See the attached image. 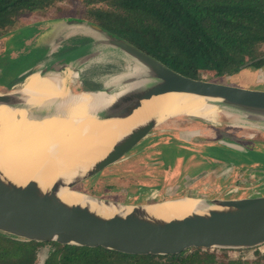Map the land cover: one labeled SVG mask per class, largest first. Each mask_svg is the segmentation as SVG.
I'll return each instance as SVG.
<instances>
[{"label":"water","instance_id":"obj_1","mask_svg":"<svg viewBox=\"0 0 264 264\" xmlns=\"http://www.w3.org/2000/svg\"><path fill=\"white\" fill-rule=\"evenodd\" d=\"M61 27L64 31L59 33L56 41L64 40L73 32L85 31L95 37L93 45L99 46L64 62H50L51 70L57 76H61L65 68L78 75L86 63L97 61L107 54L126 57L133 63L131 72L115 77L110 87L102 92L107 94L120 89L107 108L94 111L93 114L101 119H125L153 97L181 93L229 106L244 122L264 123L263 86L184 76L125 39L85 19L58 18L53 22L51 36ZM261 59H264V54L242 64L240 69ZM33 70H28L21 77H27ZM61 77L68 78L65 74ZM69 93L70 100L74 95L70 90ZM1 104L32 107V117L35 115L40 119L63 112L56 106L35 103L21 92L0 93ZM181 115L186 114L164 119L155 114L147 116L131 126L132 131L125 141L96 157L84 170L69 178L57 175L46 185L34 177L19 182L0 168V233L21 240L103 247L132 255H170L191 247L243 249L264 244V194L233 198L183 196L152 203H123L91 194L79 187L94 182L112 168L133 158L160 127ZM216 141L218 146L227 150L237 153L247 151L240 143L224 139ZM64 189L85 197V201L64 200L61 197ZM185 198L196 201L189 211L165 216L157 213L165 203Z\"/></svg>","mask_w":264,"mask_h":264},{"label":"trees","instance_id":"obj_2","mask_svg":"<svg viewBox=\"0 0 264 264\" xmlns=\"http://www.w3.org/2000/svg\"><path fill=\"white\" fill-rule=\"evenodd\" d=\"M67 1L69 0H0V37L15 29L24 16L49 10ZM81 2L83 6L75 12L76 16L101 26L168 68L193 79L219 81L224 76L240 70L242 64L264 54V0H82ZM263 62L264 59L258 60L252 66L260 67ZM200 73H203L205 78ZM218 131L221 132L220 129ZM256 146L254 159L232 161L235 169L243 171L245 178L249 170L254 171L255 174L264 173L262 161L264 145L256 144ZM203 147L204 151L194 150L190 144L180 143L173 148L171 153L173 155L168 153L162 155L158 152L155 154L160 158L156 159L157 162H153L154 155H150L152 158L142 161L144 164H139L142 169L130 172L132 175L143 177L145 182L154 183L159 196L162 195L163 187L172 180L183 195L188 194L187 190H194L195 194H198L197 188L206 183L207 192H210L211 168L226 159L219 155L220 153H217L220 157L215 154L209 156L205 150L210 146ZM181 149H186L187 152ZM177 157L181 158L179 169L176 176L168 182L164 172L175 165ZM154 163L159 165L154 167L151 165ZM192 168H196L195 172ZM202 171L207 175L202 176ZM232 178V174L226 180L216 178L218 187L223 192H227L232 188L230 184ZM240 179L241 176L234 177V180L240 181ZM105 186L108 192L114 191V184ZM126 188L137 191V183L128 182ZM260 189H262L260 193H264V187ZM238 192H232L230 189L224 197H242ZM136 195L137 198L132 202H146V195L142 190ZM41 249L46 250L43 264H113L115 260L123 258L136 264H214L217 262V257L214 255L216 251L225 255L238 253L237 257H228L226 263L221 264H245L248 259H243L239 254L242 252H251L253 257L251 261L255 264H259L262 258L256 246L243 249L191 247L170 255H132L103 247L21 240L0 233V264H34Z\"/></svg>","mask_w":264,"mask_h":264},{"label":"rangeland","instance_id":"obj_3","mask_svg":"<svg viewBox=\"0 0 264 264\" xmlns=\"http://www.w3.org/2000/svg\"><path fill=\"white\" fill-rule=\"evenodd\" d=\"M81 1L82 0H69L60 5H56L49 10H44L35 14L24 16L22 18L23 20H21L20 24L15 29L0 37V88H2V86L4 85L7 87L9 83L20 78L21 75H23L28 70L35 69L36 66L41 62H51V60L49 59L54 58L56 54L55 52H53L54 49L52 50L50 48V50L47 51L46 46H44V42L51 43L52 45L58 42L56 41V36L50 37L51 33L53 32V22L58 20V18L84 19L76 16L75 14V12L79 11L83 6ZM62 31H64L63 27H61V29H59L57 33H60ZM81 36L93 37V39L95 38L91 33L85 31L73 32L71 37H73V39H76ZM46 39L48 41H45ZM73 42H76V40H73ZM98 46L93 45L92 47L93 49H95ZM45 56H48V59H44ZM86 67L88 68L83 70L82 74L86 73L88 76H97L94 77V79H97L102 84L106 83L105 88H108L110 87V82L115 77L131 72L133 63L126 57L107 54L97 61H94L92 65ZM200 74L203 78H205V75H203V73ZM63 75L64 74H61V76ZM78 75H80V72L78 73ZM61 76H55L52 70H50V73L47 74V77L53 79L60 78ZM219 81H222L224 83L227 82L244 85L256 84L258 86L264 87V62L260 67L250 65L241 68L231 75L224 76ZM119 90L120 89H115L107 94L112 95L117 93ZM18 91L19 85L12 90V92ZM100 91L104 92V90ZM93 109L97 110L96 107ZM29 110L31 113L33 112L32 107H29ZM231 114L217 112V115L214 119L202 118L192 115H181L175 117L157 130V132H159L162 129H165L164 131H166L169 128H178L175 129L178 136L173 139L174 141L170 140L171 138L161 137L160 140H157V138L154 137V139L152 138L148 143L145 142L144 148L133 158L126 160L124 163H121L115 168H112L110 171L106 172L103 176H101L94 182L90 181L81 184L79 187L91 194L123 203H136L132 201L137 198V195L135 196V194H137V192L140 193V190H142V192L146 195L145 203H152L165 199H174L183 196L210 197L212 195L215 197H224V195H226L230 189L232 192L239 191L238 193L242 195V197L251 195L254 196L256 194L262 195L264 193H260L262 192V189L260 188L264 187V173L255 174L254 171L249 170V172L246 173L247 178H245V176H243V171L240 169H235L232 161H234L235 159H239V157L247 161L256 157V154H254V150L257 149L256 144L264 145V123L244 122L243 120H241V118L238 117L237 113ZM170 115L176 114L166 115L165 118ZM34 116L35 115H33V118H35ZM218 129H220L221 132H219ZM164 131H162V133ZM218 138L243 144L249 152L246 155L237 157L234 151L229 150L230 152H228L226 151L227 149L223 150L225 148L221 147L220 145L218 147L223 148L222 150L217 148V146H212L208 148V150H205L206 154H208L209 156H213V154L217 155V153H220L219 155L223 156L227 161H219L216 166L211 168L212 170L210 174L212 180H210V182H212V185L211 188H209L211 190L210 192H207L208 186L206 185V183L205 185L197 188L198 194H195L196 191L194 190H187L188 194L183 195V192L177 188L176 184L172 180L176 176L179 169L180 158H177L176 163L172 169L164 172L166 175L165 179L168 182L171 180L172 181L170 182V184L167 183L163 187L164 189L162 195L160 196L158 195V191L156 190V186L154 185V183L151 184L145 182V180L142 179L143 177L136 174L132 175L130 172H135L142 169L143 167L139 164L142 163V161H146L147 159L152 157L147 155L151 154L154 148H162L164 152L160 149V154L164 155L171 152V149L177 147L180 143L181 145L182 143H186L190 144L194 150L204 151L205 148L203 146H209L216 143V139ZM178 141L180 143H177ZM181 150L183 152H187L186 149ZM105 152L103 154H105ZM155 156L156 155H154V157ZM156 159L160 158H157L156 156L153 162H157ZM262 161L264 162V159H262ZM151 165L155 167V165L157 164L154 163ZM194 169L196 168H192V171ZM231 174L233 175L232 181L230 182L232 188L228 189L227 192H223V190L218 187L219 185H217L216 178L226 180ZM201 175L204 176L207 174L202 171ZM235 176H241L242 179H240V181L234 180ZM206 181H209L208 178ZM128 182H136L137 191L126 188ZM192 182L194 183V180H192ZM201 183H203V181ZM108 184H114L113 192L107 191V186L105 185ZM224 184L228 186L227 183ZM261 248L264 249V244L261 245ZM45 252L46 250H42V252H39V257L36 258L34 263L42 264L43 259L45 258ZM239 254L242 255L243 259H248L246 260L245 264H255L251 261L253 259L251 252H242ZM214 255L217 257V262L214 264H221L226 263L228 257H237L238 253H229L227 254V256L222 252L216 251L214 252ZM113 264L136 263L123 258L115 260ZM259 264H264V255L262 256V258H260Z\"/></svg>","mask_w":264,"mask_h":264},{"label":"bare ground","instance_id":"obj_4","mask_svg":"<svg viewBox=\"0 0 264 264\" xmlns=\"http://www.w3.org/2000/svg\"><path fill=\"white\" fill-rule=\"evenodd\" d=\"M50 70L51 64H38L23 80L20 92L35 103L62 108L59 109L62 113L40 119L33 118L25 105H0V168L19 182L34 177L46 185L57 175L71 177L112 146L125 141L131 126L151 114L160 119L181 113L214 119L217 112L234 113L231 107L215 100L167 93L143 102L125 119H101L94 111L107 108L114 94L82 93L74 95L69 102L71 74L66 72L68 78L53 79L47 77ZM61 197L67 201H85V197L66 189L62 190ZM195 203L194 199H180L165 203L157 213L163 216L184 213Z\"/></svg>","mask_w":264,"mask_h":264},{"label":"flooded vegetation","instance_id":"obj_5","mask_svg":"<svg viewBox=\"0 0 264 264\" xmlns=\"http://www.w3.org/2000/svg\"><path fill=\"white\" fill-rule=\"evenodd\" d=\"M72 36V34H70V35H68L64 40H60V41H58V42H56V43H54L53 45L51 44V43H44V46H46V49H47V51H49L50 50V48L53 50V52H55V54H56V56L54 57V58H51V59H49V60H51V62H55V61H57V60H63V62L64 61H67V60H70V59H73V58H75V56H78V55H80V54H83L84 53V51H90V50H93V37H85V36H81V37H79V38H76V39H73V37H71ZM73 40L75 41L76 40V42H73ZM59 47H63V49H62V51L59 53L58 51V48ZM44 59H48V56H45V58ZM93 64V62H91V63H86L82 68H84L85 67V69H87L88 67H86V66H90V65H92ZM81 68V69H82ZM80 69V70H81ZM80 70H79V72H80ZM66 72H68V73H70L71 74V76H70V83L72 84V85H74V83H75V81H76V79L78 78V76L79 75H75L72 71H71V69H69V68H65V70H63V71H61V73H60V75L61 74H66ZM54 75L56 76V75H58L57 73H55L54 72ZM92 77H97V76H92ZM91 77V78H92ZM26 78V76H22V77H20V78H18V79H16V80H14L13 82H11V83H9L8 84V86L6 87L5 85L4 86H2V88H0V93L1 94H4V93H8V92H12V90L16 87V86H18L19 85V91L18 92H20V87H21V84H22V82H23V80ZM85 79H88V78H90V77H84ZM98 84H99V82H97ZM78 88L80 87L79 85H76ZM76 86H73V89H72V94L73 95H79V94H82V93H97V92H99L100 90H104L105 89V86L102 88V87H96L97 89H92V91H90V89H87V90H83V89H80L79 91H77L78 89H77V87ZM101 92V91H100ZM13 93V92H12ZM15 93V92H14ZM17 93V92H16ZM35 114H37V115H39L40 113H35ZM175 129H178V128H169V129H167L166 131H164L165 129H162V130H160L159 132H157V133H155V134H153L149 139H148V141H147V143L153 138L154 139V137H156L157 138V140H160L161 139V137H164V138H171L170 140H172V141H174L173 139H175V137H177L178 136V134H177V132H176V130ZM162 131H164L163 133H162ZM186 142H188V141H186ZM177 143H180L179 141L177 142ZM145 146V145H144ZM144 146H143V148H144ZM210 147H214V146H217V148H219V149H223V148H220V147H218V145L215 143V144H211V145H209ZM142 148V149H143ZM141 149V150H142ZM158 149H159V151H158ZM163 151V149L162 148H160V147H158V148H154L153 149V152L151 153V154H148L147 156H150V155H155L156 153H160L161 152V150ZM167 149V148H166ZM140 150V151H141ZM168 150H170V149H168ZM167 150V151H168ZM172 151H173V148L171 149ZM223 150H226V149H223ZM139 151V152H140ZM172 151L171 152H169L168 153V155H170L171 153H172ZM226 151H228V152H230L229 150H226ZM164 152V151H163ZM249 151H248V149H247V151L246 152H244V153H237V152H235L236 153V156L238 157V156H243V155H246L247 153H248ZM174 153V152H173ZM171 155H173V154H171ZM152 158V157H151ZM153 158L155 159L156 157H154L153 156ZM177 158H180V157H177ZM239 159H241L240 157H239ZM177 160V159H176ZM180 160H181V158H180ZM158 165H159V163H157ZM168 167V166H167ZM173 168V166L171 167V169ZM168 169H170V166H169V168ZM263 245V244H262ZM257 247V251L259 252V254L261 255V256H263L264 255V249H262L261 248V245H259V246H256ZM42 250H44V249H41V251L40 252H42ZM39 255V254H38ZM39 257V256H38ZM44 257H46V252H45V256ZM45 259V258H44ZM44 259H43V262H44ZM34 264H36V263H34ZM43 264V263H42Z\"/></svg>","mask_w":264,"mask_h":264},{"label":"crops","instance_id":"obj_6","mask_svg":"<svg viewBox=\"0 0 264 264\" xmlns=\"http://www.w3.org/2000/svg\"><path fill=\"white\" fill-rule=\"evenodd\" d=\"M59 35V33H56V34H54V35H52L51 37H53V36H58ZM48 41V40H47ZM45 43V42H44ZM62 49H63V47H59L58 48V52L60 53L61 51H62ZM83 70H85V67L84 68H82L81 70H80V75L78 76V78L76 79V81H75V83H74V85H72L70 82H69V87H70V92L72 91V89H73V86H76V85H79L80 87L78 88L77 86V91H79L80 89H83V90H87V89H90V91H92V89H97L96 87H104L105 86V84L106 83H101V82H99L97 79L95 80L94 79V77H92V76H88L86 73H84V74H82V72H83ZM90 77V78H88V79H85L84 77ZM92 77V78H91ZM97 82H99V84L97 83ZM101 83V84H100ZM106 89V88H105ZM72 93V92H71ZM148 141V140H147ZM146 141V142H147Z\"/></svg>","mask_w":264,"mask_h":264}]
</instances>
